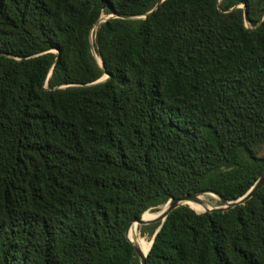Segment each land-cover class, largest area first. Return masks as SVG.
Returning a JSON list of instances; mask_svg holds the SVG:
<instances>
[{"label": "trees", "instance_id": "1", "mask_svg": "<svg viewBox=\"0 0 264 264\" xmlns=\"http://www.w3.org/2000/svg\"><path fill=\"white\" fill-rule=\"evenodd\" d=\"M161 1L0 0V264H140L264 171V0ZM160 225L146 264H264V187Z\"/></svg>", "mask_w": 264, "mask_h": 264}, {"label": "water", "instance_id": "2", "mask_svg": "<svg viewBox=\"0 0 264 264\" xmlns=\"http://www.w3.org/2000/svg\"><path fill=\"white\" fill-rule=\"evenodd\" d=\"M108 18L109 17L100 18L99 21L96 23V26L98 24L104 22ZM121 18L127 19V20L137 19V17H129V16H123ZM245 20L247 21V15L246 14H245ZM107 78H108V76H107ZM98 82H101V81H98ZM98 82H96V83H98ZM263 187H264V171L262 172L260 177L256 180L254 185L251 187V189L246 194H244L240 198L233 200V201H226L223 198H221L220 196H218L216 193L211 192V191H201L198 193L186 194L180 198H172L165 204L163 209L161 211H159V213L155 217H153L151 219H145L144 215H143L140 218L134 219L130 223V225L126 231V237L129 240V242L132 244V246L135 250V253L139 259L140 264H146V258H147V255H148L150 249L148 250L147 254H144V252L137 245H135V243L129 238V231L133 226L138 227V226L152 225V224H156L159 222L161 223L160 227L158 228V230L155 232L154 236L151 239V246H152L155 235L160 230V228H161L162 224L164 223V221L166 220L167 216L176 208H178L180 206H184V205L189 206L188 205L189 202L194 203L196 205L204 206L205 203H204V201H202L200 199V196L209 195V196H212L213 198L218 199L219 202L221 203V205L219 207H210V208L205 207L204 211L201 213L215 212V211L224 212V211H227L230 209H234L238 206L244 205L246 202H248L250 199L253 198V196L255 195V193L257 191L261 190ZM151 246H150V248H151Z\"/></svg>", "mask_w": 264, "mask_h": 264}, {"label": "bare ground", "instance_id": "3", "mask_svg": "<svg viewBox=\"0 0 264 264\" xmlns=\"http://www.w3.org/2000/svg\"><path fill=\"white\" fill-rule=\"evenodd\" d=\"M188 205H189L194 211H196V212H198V213L203 212L204 209H205V207H206V208H210V206H208V205H206V204H205L204 206H200V205H196V204H194V203L189 202ZM156 215H157V214H156ZM156 215H147V216H144V218H145V219H151V218L155 217ZM136 228H137V227L133 226V227L130 229V231H129V238L135 243V245H137V246L142 250V248L140 247V245H139V243H138V241H137V238H136ZM142 251L144 252V254H147V252H148V250H147V251L142 250Z\"/></svg>", "mask_w": 264, "mask_h": 264}, {"label": "rangeland", "instance_id": "4", "mask_svg": "<svg viewBox=\"0 0 264 264\" xmlns=\"http://www.w3.org/2000/svg\"><path fill=\"white\" fill-rule=\"evenodd\" d=\"M104 18H107V16H103ZM248 26H249V24L248 23H246ZM210 201H211V204L213 205V207H219L221 204H220V202H219V200L218 199H216V198H212L211 197V199H210ZM163 209V207L161 208V210ZM160 210V211H161ZM149 213H156V212H149ZM139 227V226H138ZM138 227H137V236L138 237H140V238H143V239H145V240H148V238H147V236H142L141 235V233H140V231L138 230Z\"/></svg>", "mask_w": 264, "mask_h": 264}]
</instances>
